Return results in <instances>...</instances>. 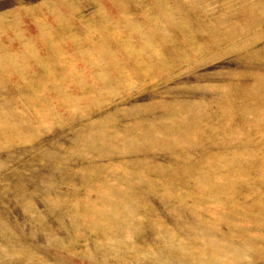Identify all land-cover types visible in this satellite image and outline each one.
<instances>
[{"label": "rangeland", "instance_id": "obj_1", "mask_svg": "<svg viewBox=\"0 0 264 264\" xmlns=\"http://www.w3.org/2000/svg\"><path fill=\"white\" fill-rule=\"evenodd\" d=\"M0 264H264V0H0Z\"/></svg>", "mask_w": 264, "mask_h": 264}]
</instances>
